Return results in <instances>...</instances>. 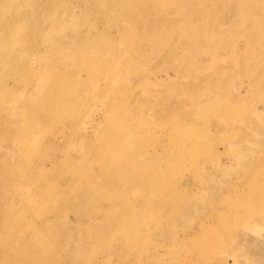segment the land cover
Here are the masks:
<instances>
[{"label":"rangeland","instance_id":"374dc122","mask_svg":"<svg viewBox=\"0 0 264 264\" xmlns=\"http://www.w3.org/2000/svg\"><path fill=\"white\" fill-rule=\"evenodd\" d=\"M263 195L264 0H0V264H264Z\"/></svg>","mask_w":264,"mask_h":264},{"label":"bare ground","instance_id":"6f19581e","mask_svg":"<svg viewBox=\"0 0 264 264\" xmlns=\"http://www.w3.org/2000/svg\"><path fill=\"white\" fill-rule=\"evenodd\" d=\"M45 19V18H44ZM41 20H43V19H41ZM49 20V19H48ZM41 22V21H40ZM44 22V21H43ZM47 87H49L50 88V90L48 91L49 93H48V96H47V98L45 99V101L43 102V108H46L48 105L46 104L47 102H49L52 98L54 99V93H52V92H54V83L53 82H51ZM39 111H43V109H39ZM48 111V110H47ZM86 139V138H85ZM101 140V139H100ZM90 140H88V142H89ZM138 142V141H137ZM136 143V142H135ZM132 144H134V143H132ZM131 146V145H130ZM133 146V145H132ZM111 159V158H110ZM113 161L112 160H109V163H112ZM115 165H117L118 166V163H115ZM83 174V173H82ZM102 175V174H101ZM100 177V176H99ZM264 196V195H263ZM261 200V199H260Z\"/></svg>","mask_w":264,"mask_h":264}]
</instances>
